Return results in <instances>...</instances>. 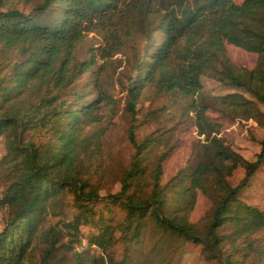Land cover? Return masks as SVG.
Segmentation results:
<instances>
[{
	"label": "trees",
	"instance_id": "16d2710c",
	"mask_svg": "<svg viewBox=\"0 0 264 264\" xmlns=\"http://www.w3.org/2000/svg\"><path fill=\"white\" fill-rule=\"evenodd\" d=\"M13 2L29 6L28 11ZM88 33L99 35L101 43L78 59L79 44ZM225 43L257 54L256 67L248 70L231 62ZM117 54L123 59L116 82L131 117L147 88L188 98L202 138L190 163L161 185L167 152L149 170L144 156L158 139L137 143L129 130L134 153L119 192L104 204L122 207L120 222L101 214L94 220L87 205L99 199L98 189L86 177L93 164L97 170L103 166L100 124L108 115L104 111L113 113L115 101L101 76ZM0 55V137L5 145L0 162L6 181L0 196L5 212L0 264H48L55 257L62 247L61 230L45 226V218L66 192L77 209L71 223L63 224L69 241L80 224L96 229L88 247L103 256L91 264H129L125 253L115 260L113 247L119 240L137 245L149 225L201 245L219 264H243L247 252H255L237 243L264 227V211L243 202L240 193L264 165V137L255 159L242 160L243 177L231 186L227 175L238 162L226 155L219 126L205 111L213 108L240 120L263 116L258 105H264V0H0ZM82 75L90 78L91 98L76 83ZM205 77L239 92L207 99L201 92ZM196 190L211 208L200 222L190 224L187 199ZM173 194L178 203L172 206ZM89 256L87 251L73 253L71 264H87Z\"/></svg>",
	"mask_w": 264,
	"mask_h": 264
},
{
	"label": "rangeland",
	"instance_id": "374dc122",
	"mask_svg": "<svg viewBox=\"0 0 264 264\" xmlns=\"http://www.w3.org/2000/svg\"><path fill=\"white\" fill-rule=\"evenodd\" d=\"M233 1L240 3L242 0ZM13 5L24 11L29 9V6L24 7L22 4L17 5L13 2ZM100 43L101 37L99 35L95 33L86 34L79 44L77 58L87 57V49L98 46ZM224 47L227 58L238 67L248 70L256 67L257 54L227 43ZM122 59L123 56L119 54L113 56L110 64L105 66L101 76L105 84L108 85V92L115 102L113 113L104 111L108 115L106 114L107 116L103 118L100 124L104 130L100 140L103 166L97 170L93 164L86 176L88 182L98 189L99 199L94 204L87 205L95 212L94 220L99 214L105 219L112 217L115 222L122 221L124 217V211L120 205L110 204L106 206L104 204L107 196L119 192L120 178L123 171L129 167L134 153L128 136L131 128L137 143L147 138L155 137L158 139L154 149L144 156L143 163L147 165L149 170L153 169L158 156L167 152L162 162L161 185L166 183L179 169L190 163L194 150L202 139L197 135L194 114L188 109V98H175L171 94L159 95L153 89L147 88L142 92L135 108V114L131 117L125 110V93L116 82V79L120 77L121 69L118 67L120 64L118 61H122ZM76 83L84 92L90 93L88 98L94 96L89 85L90 78L87 75H82ZM201 83V92L207 99L239 92L206 77L202 78ZM258 108L263 115L258 120L228 118L213 108H207L205 111L206 117L219 126L218 136L226 147V155H231L238 162L233 173L227 175V180L231 186H235L243 177V169L240 166L242 160L253 161L259 152V141L264 137V105L260 104ZM4 154V139L0 137V159ZM214 160L218 161V158ZM2 173L3 165L0 162V196L6 186ZM174 194L169 197V204L172 206L178 203L177 196ZM240 199L246 204L264 211V165L259 166L250 178L248 185L240 193ZM187 202L190 224L200 222L211 208L209 199L198 190L195 191L194 195L191 194ZM76 212L73 196L71 192H66L56 202L52 212L50 211L46 216L45 226L61 230L62 234V247L58 249L55 257L48 264H71L72 254L80 251H87L90 255L87 264H91L94 259L103 256L98 249L88 247V237L92 233H96L93 225L80 224L75 239L69 241L66 235L68 230L63 224L71 223ZM4 218L5 212L0 209V229ZM243 246H251L255 249L253 254L251 251L247 252V257L242 261L243 264H261L264 260V227L257 228L251 231L247 237L239 239L237 247ZM113 250L116 261L121 259L125 253L129 259V264H219V258L206 254L201 245L161 234L151 225L145 228L137 245L128 247L119 240ZM107 251L109 253V250Z\"/></svg>",
	"mask_w": 264,
	"mask_h": 264
}]
</instances>
